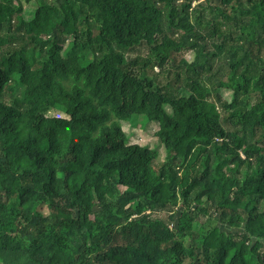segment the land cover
I'll use <instances>...</instances> for the list:
<instances>
[{"label": "trees", "instance_id": "trees-1", "mask_svg": "<svg viewBox=\"0 0 264 264\" xmlns=\"http://www.w3.org/2000/svg\"><path fill=\"white\" fill-rule=\"evenodd\" d=\"M0 264H264V0H0Z\"/></svg>", "mask_w": 264, "mask_h": 264}, {"label": "rangeland", "instance_id": "rangeland-1", "mask_svg": "<svg viewBox=\"0 0 264 264\" xmlns=\"http://www.w3.org/2000/svg\"><path fill=\"white\" fill-rule=\"evenodd\" d=\"M23 4H25V0H22ZM198 2H194L196 4ZM228 11H230L228 9ZM147 47L144 45L137 46L135 48H132L130 50H126L125 54L129 56H134V55H144L147 52ZM185 57L188 60H190L191 52L189 51H182L180 54H178V58L180 57ZM219 64H222V58L215 59L213 61L214 69L216 70V73L212 78L214 80H222V81H227L228 78V72L229 69L226 66H219ZM179 69V68H178ZM154 71H158V69H154ZM160 79L162 81H166L168 79L167 74L165 73H160ZM220 95H221V100L229 99L231 98V92L226 89L220 90ZM216 109L221 111V106L216 103ZM48 115L50 116H66V113L63 112L62 110H55L51 109L48 111ZM122 127L124 131L126 132L127 136L129 137V140L131 143H139L142 145H146L147 148L151 149L154 154H155V164H160L162 161L165 159L166 155V150L162 146V144L158 141V139L155 137V131L157 130V124L153 121H147L144 115H134L133 117L126 119V120H121ZM177 208V207H176ZM174 208L175 210H177ZM140 210L145 209V207L140 206ZM49 211V210H48ZM173 212L172 207H167L165 209L161 210H156L153 212L154 216L161 217L165 220H168L170 213ZM200 231H205L204 228ZM78 243H81L82 240L79 238H76L75 240ZM188 241H186V245H188Z\"/></svg>", "mask_w": 264, "mask_h": 264}]
</instances>
